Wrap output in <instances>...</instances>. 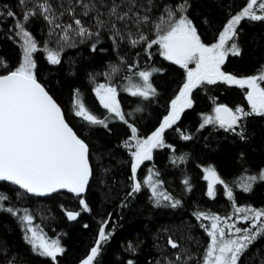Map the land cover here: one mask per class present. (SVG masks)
<instances>
[{
	"label": "trees",
	"instance_id": "trees-1",
	"mask_svg": "<svg viewBox=\"0 0 264 264\" xmlns=\"http://www.w3.org/2000/svg\"><path fill=\"white\" fill-rule=\"evenodd\" d=\"M247 1L190 0L191 7L186 15L193 21L201 41L210 46L217 41L228 20L239 13ZM4 2L20 14L16 0ZM51 2L57 4L59 0ZM158 14L159 10L153 13ZM61 22H69L68 17H63ZM26 30L37 44V51L32 54L37 80L61 107L70 127L89 144L90 164L94 168V177L84 194L90 212H83L78 199L67 194L31 198L12 185L0 183V191L11 197L5 207L19 209L20 215L27 209L34 224L42 229L48 240H59L65 252L57 257L58 264H81L96 246L99 230L105 221L109 238L107 242L101 241L100 253L93 264H127L129 259H134L136 264H147L157 255L153 248V238L157 235L162 238L171 235L182 245L187 244L196 260L202 261L209 243L205 231L209 220H197L195 213L232 215L233 201L229 200L225 185L232 191L236 207L264 209V182L254 183L251 191L243 190L249 182L248 176L264 169V117L248 116L242 121L244 140L220 128L218 123L200 127L206 116L214 117L215 105L233 111L237 107L250 111L246 88L221 82L194 88L191 93L193 106L184 109L176 124L165 130V146L153 149L152 159L138 167L136 182L141 183V191L129 197L127 194L133 184L132 165L125 142L131 138V129L114 113L101 107L92 91L93 83L102 76H111L125 119L136 127L137 138L145 139L169 114L172 101L185 83L184 70L164 59L158 45L149 49L146 43H140L132 48L122 42L119 48H115L109 34L103 30L100 37L76 36L68 44L59 40L58 35L49 34L50 25L43 17L31 19ZM144 31L149 41L155 39L154 27ZM237 31L239 38L236 42L242 49L241 54H229L222 71L236 78L264 73V22H250L245 18L237 26ZM21 38L16 35L11 19L0 23V61L7 66L0 67V75L9 74L18 67L22 55ZM93 44L96 51H92ZM45 47L58 52L61 61L58 65L48 62ZM130 66L132 71H129ZM113 68L117 72H113ZM153 69H158L150 77L156 95L148 100L130 95L126 90L130 85L128 77L133 78L131 82L142 83L135 73ZM261 86L264 87V83ZM77 92L89 112L104 119L107 128L89 125L75 116ZM137 108L141 110L137 111ZM182 133L192 138L185 140ZM104 168L109 171L105 173ZM207 168L214 169L225 182L214 188V198L207 195L204 180ZM150 175L158 191L181 200L179 207H165L163 205L168 202L163 200L160 207L155 206L150 187L143 184ZM186 179L188 185L184 184ZM125 203L127 206L122 207ZM65 209L80 211L81 215L71 222ZM26 235L30 236V233L25 232L16 217L0 212V250H4L9 258H15L14 264H53L50 258L32 252L31 245L25 240ZM129 244L136 247L135 252L127 250ZM3 260L0 255V261ZM241 261L242 264H264V236L249 245Z\"/></svg>",
	"mask_w": 264,
	"mask_h": 264
},
{
	"label": "snow or ice",
	"instance_id": "snow-or-ice-1",
	"mask_svg": "<svg viewBox=\"0 0 264 264\" xmlns=\"http://www.w3.org/2000/svg\"><path fill=\"white\" fill-rule=\"evenodd\" d=\"M16 4L20 14L4 0H0V23L11 19L16 35L23 38V63L9 74L0 75V183L18 186L25 193L37 197L49 196L63 190L78 199L83 212L91 211L84 196L89 189L90 180L94 177L89 144L66 122L61 107L38 82L34 73L36 64L32 54L37 51V44L26 30V25L37 16L43 17L50 25L49 34L58 35L64 44H68V41L76 36L100 37L103 30L109 34L115 48H119L122 42H127L132 48L140 43H146L149 49L158 45L164 59L186 70L187 81L179 96L172 101L170 113L160 127L143 140L137 139L136 127L125 119L116 99L117 88L100 84L95 89L100 104L109 113H114L128 124L132 133L131 140L135 141L136 150L131 153L133 184L127 194L129 197L141 191V183L136 182L138 167L144 161L152 159L154 148L165 146V130L176 124L184 109L193 106L191 93L194 88L221 82L249 89L246 95L250 111L240 107L234 111L224 106L217 107L215 118L206 116L200 125L201 128L207 124L218 123L220 128L233 132L244 140L246 136L242 121L248 116L264 117V87L261 86L264 83V73L248 78H236L222 71V65L229 54H241L242 49L236 42L239 38L237 26L241 21L247 18L250 22H264V0H248L242 11L228 20L219 35V42L210 46L201 41L193 21L186 15L191 7L190 0H59L57 4H53L51 0H16ZM155 10H159L158 15H153ZM65 16L69 22L62 23L61 20ZM152 27L156 30V38L149 41L144 30ZM229 41L232 43L228 44ZM44 51L47 52L50 64L58 65L61 62L58 52L47 47ZM92 51H96L95 44L92 45ZM190 64L195 65L194 69L189 68ZM0 67L7 66L0 61ZM129 71H132L131 66ZM156 71L158 69L135 73L142 83L131 82L133 78L128 77L130 85L126 90L133 97H142L144 100L155 96L156 89L150 82V77ZM113 72L117 70L113 68ZM74 107L75 116L81 117L89 125L108 127L104 119H98L89 112L81 101L79 92L76 94ZM140 110L137 108V111ZM238 128L240 131H237ZM181 135L185 140L192 138L183 133ZM128 143L125 142L126 147ZM180 159L183 160L184 157ZM108 171L109 169L104 168L105 173ZM205 172V179H210L207 195L214 198V184L225 182L217 176L214 169L207 168ZM248 181L243 186L246 192L252 190L254 183L264 182V169L249 175ZM143 184L151 188L155 206L160 207L162 200L168 202L163 205L165 207L175 209L181 205L180 199L158 191L151 175ZM184 184L188 185L189 181L184 180ZM225 188L229 200L233 201L235 213L244 214L242 220L250 222L248 226L236 227L235 223H230L231 216L222 219L218 215L197 211V220L211 221L210 228L205 227L211 243L202 261L196 260L187 244L182 245L171 235L166 238L157 235L153 238V248L157 255L149 259L147 264H242L241 257L249 245L258 237L264 236V209L236 207L232 191L226 185ZM10 200L9 195L0 191V212H7L16 217L24 226L25 232L31 234L26 235L25 240L31 245L33 253L50 258L53 264H58L57 257L65 252L59 240H48L42 229L34 224L33 216L27 209L20 215L19 209L5 207V203ZM121 206L126 207L127 204ZM65 212L67 219L71 221L81 215L80 211L65 209ZM106 226L107 221L99 230L96 246L91 249L82 264H93L96 260L100 253L101 241L107 242L109 238V234L105 232ZM226 228L229 236L227 239ZM232 235L236 238H231ZM127 250L135 252L136 247L129 244ZM0 255L4 257L0 264L5 261L6 264H14L15 258H9L4 250H0ZM127 264H136V261L129 259Z\"/></svg>",
	"mask_w": 264,
	"mask_h": 264
},
{
	"label": "rangeland",
	"instance_id": "rangeland-1",
	"mask_svg": "<svg viewBox=\"0 0 264 264\" xmlns=\"http://www.w3.org/2000/svg\"><path fill=\"white\" fill-rule=\"evenodd\" d=\"M248 2V1H247ZM246 6V5H245ZM244 6V7H245ZM242 11V10H241ZM238 14V13H237ZM165 27H167V25H165ZM223 31V30H222ZM156 38V37H155ZM21 40H22V45H23V38H21ZM219 42V37H218V39H217V41H215V43H218ZM229 43H230V41H229ZM228 45H226V47H227ZM21 51H22V55H21V58H20V63H19V65H18V67L23 63V47H21ZM161 52V51H160ZM168 61V60H167ZM178 66V65H177ZM17 67V68H18ZM194 67H195V65L194 64H190L189 65V68H191V69H194ZM16 68V69H17ZM184 70V73H185V76H186V78H185V83H186V81H187V75H186V70L185 69H183ZM103 75V74H102ZM111 82H112V80H111V76H102V78L99 80V81H94V83H93V86H92V91H94V93H95V96H96V92H95V89H96V87L97 86H99L100 84H104V85H106V86H108V85H110V86H112V84H111ZM246 88V90H247V92L249 91V89H247V87H245ZM179 96V95H178ZM96 99H97V102H99V99H98V97L96 96ZM176 99V98H175ZM247 102H248V99H247ZM99 104H100V102H99ZM248 104H249V102H248ZM101 105V104H100ZM250 106V105H249ZM101 107L102 108H104L102 105H101ZM216 105L214 106V110H213V115H214V117L213 118H215V115H216V113H215V109H216ZM105 109V108H104ZM169 110L171 111V106H170V108H169ZM170 113V112H169ZM163 123V122H162ZM161 123V124H162ZM153 134V133H152ZM152 134H150V136L152 135ZM138 139V138H137ZM140 140H143V139H141V138H139ZM145 139H147V138H145ZM128 146L126 147L127 148V150H128V154L131 156V165H132V163H133V157H132V155H131V153L132 152H134L135 150H136V147H135V141L134 140H131V138H129V140H128ZM158 148V147H157ZM155 149V148H154ZM205 176H206V172L204 171V180H205V183H206V185H207V187H208V185H209V183H210V179H205ZM148 178H146V180H147ZM218 184H214V188L217 186ZM151 189V188H150ZM238 207H243V205H239ZM248 207H250V206H248ZM247 207V208H248ZM253 209H255V208H253ZM223 214V213H222ZM224 215V214H223ZM223 215H221V214H218V216H220L222 219L223 218H226V217H229V216H231L232 217V220L230 221V223H235L236 224V227H240V228H244V227H246V226H248V224H250V222H244L243 220H242V216L244 215V214H236L235 213V208H234V211L232 212V215H231V213H230V215L228 216V215H226V216H223ZM210 224H211V221L209 220V222L207 223V227H209L210 228ZM233 232H234V229H233ZM225 233H226V235H225V238L227 239V238H229V236H228V229L226 228L225 229ZM31 235V234H30ZM231 238H233V239H235L236 238V236L235 235H232L231 236ZM208 239H209V243H208V246H209V244L211 243V238L208 236ZM207 246V247H208ZM207 250V249H206ZM81 264H82V262H81Z\"/></svg>",
	"mask_w": 264,
	"mask_h": 264
},
{
	"label": "water",
	"instance_id": "water-1",
	"mask_svg": "<svg viewBox=\"0 0 264 264\" xmlns=\"http://www.w3.org/2000/svg\"><path fill=\"white\" fill-rule=\"evenodd\" d=\"M218 107H220V106H218ZM8 184V183H7ZM10 185V184H9ZM16 189H18L20 192H23V193H25L23 190H21V189H19L18 188V186H14ZM60 194H67V195H69V196H71V197H73V198H76V197H74L72 194H70V193H67L66 191H61V192H59ZM59 193H54V194H59ZM27 196H29V197H31V198H38V199H44L45 197H49V196H52V195H54V194H52V195H49V196H43V197H37V196H34V195H31V194H28V193H25ZM67 217V216H66ZM77 220V219H76ZM75 220V221H76ZM69 221H71V220H69ZM71 222H74V221H71Z\"/></svg>",
	"mask_w": 264,
	"mask_h": 264
},
{
	"label": "flooded vegetation",
	"instance_id": "flooded-vegetation-1",
	"mask_svg": "<svg viewBox=\"0 0 264 264\" xmlns=\"http://www.w3.org/2000/svg\"><path fill=\"white\" fill-rule=\"evenodd\" d=\"M169 62V61H168Z\"/></svg>",
	"mask_w": 264,
	"mask_h": 264
}]
</instances>
